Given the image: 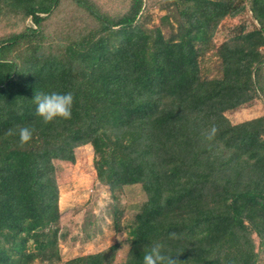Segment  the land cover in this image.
Segmentation results:
<instances>
[{"label":"trees","instance_id":"trees-1","mask_svg":"<svg viewBox=\"0 0 264 264\" xmlns=\"http://www.w3.org/2000/svg\"><path fill=\"white\" fill-rule=\"evenodd\" d=\"M60 1L0 0V15L32 18L0 41V264L60 257L55 233L45 232L60 215L52 160L74 161L75 148L88 143L97 155L117 150L97 167L101 181L141 183L147 192L129 230L140 260L129 264H142L156 242L178 264H256L254 234L264 248V116L233 124L225 112L264 96V0H251L259 27L220 46L218 78L201 76L193 43L207 40L233 0H184L180 19L162 17L178 22L167 38L139 24L143 0H131L120 18L75 0L97 25L51 44L42 24ZM69 91L70 120L45 124L35 115L36 93ZM213 125L219 131L209 140ZM22 126L34 129L27 144L19 142ZM9 129L17 134L5 136Z\"/></svg>","mask_w":264,"mask_h":264},{"label":"rangeland","instance_id":"rangeland-1","mask_svg":"<svg viewBox=\"0 0 264 264\" xmlns=\"http://www.w3.org/2000/svg\"><path fill=\"white\" fill-rule=\"evenodd\" d=\"M110 16L120 18L130 10L131 0H92ZM184 0H143V13L139 24L147 31L162 30L167 38L172 30L178 29L175 18L162 21L165 14L176 13L181 18ZM204 11V9L202 10ZM236 11L232 15L231 12ZM203 13V12H202ZM32 25L28 16L4 12L0 15V41L14 32ZM97 25L94 16L75 0H61L60 4L44 20L42 27L46 41L54 44L73 34L77 29L84 32ZM259 27L253 15L251 0H233L227 15L215 19L207 28V40L194 41V52L199 71L204 78H218L223 75L220 46L232 41L238 35ZM113 40V39H112ZM264 52V46L261 47ZM22 63V61H19ZM233 123L264 116V96L259 95L250 102L225 112ZM117 150L109 148L97 155L91 143L75 148V160L53 159L54 180L58 190L59 221L45 232L55 233L56 248L60 257L54 261L34 259L31 264H65L79 257L103 254V264H129L137 262L130 253L132 237L129 233L147 200V192L141 183L124 185L101 181L97 167L114 160ZM259 255L256 264H264V248L259 247V237L253 235ZM55 238V237H54ZM30 239L28 244H33Z\"/></svg>","mask_w":264,"mask_h":264},{"label":"clouds","instance_id":"clouds-1","mask_svg":"<svg viewBox=\"0 0 264 264\" xmlns=\"http://www.w3.org/2000/svg\"><path fill=\"white\" fill-rule=\"evenodd\" d=\"M36 105L35 115L41 117L45 124L52 122L56 118L70 120L72 118V110L75 102L74 94L69 91L67 93H36L32 99ZM219 129L213 125L207 132V138L213 139ZM15 129L6 131L5 136L16 135ZM34 129L29 126L19 128L18 136L21 144H27L32 140ZM165 245L161 242L154 243L144 254L142 264H178V259H174L173 255H168L164 251Z\"/></svg>","mask_w":264,"mask_h":264}]
</instances>
